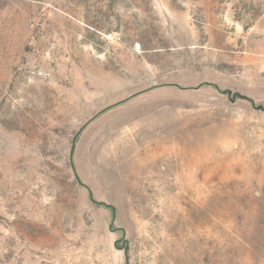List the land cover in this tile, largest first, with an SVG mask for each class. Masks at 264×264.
I'll use <instances>...</instances> for the list:
<instances>
[{
  "label": "rangeland",
  "instance_id": "1",
  "mask_svg": "<svg viewBox=\"0 0 264 264\" xmlns=\"http://www.w3.org/2000/svg\"><path fill=\"white\" fill-rule=\"evenodd\" d=\"M0 264H264V0H0Z\"/></svg>",
  "mask_w": 264,
  "mask_h": 264
}]
</instances>
